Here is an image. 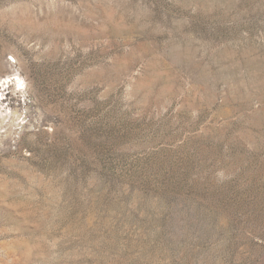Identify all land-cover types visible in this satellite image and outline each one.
<instances>
[{"label": "rangeland", "instance_id": "1", "mask_svg": "<svg viewBox=\"0 0 264 264\" xmlns=\"http://www.w3.org/2000/svg\"><path fill=\"white\" fill-rule=\"evenodd\" d=\"M0 264H264V0H0Z\"/></svg>", "mask_w": 264, "mask_h": 264}]
</instances>
